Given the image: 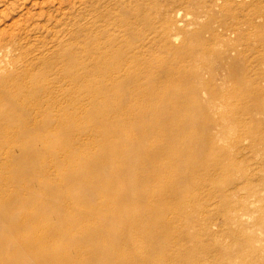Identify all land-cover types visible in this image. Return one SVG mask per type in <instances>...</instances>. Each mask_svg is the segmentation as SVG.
Wrapping results in <instances>:
<instances>
[{"label": "bare ground", "instance_id": "1", "mask_svg": "<svg viewBox=\"0 0 264 264\" xmlns=\"http://www.w3.org/2000/svg\"><path fill=\"white\" fill-rule=\"evenodd\" d=\"M104 1L60 8V20L33 17L0 46V264H172L157 222L167 196L180 200L182 223L206 233L222 218L226 237L255 250L264 223L249 221L264 205V177L257 175L264 137L250 130L256 116L214 104L204 124L180 110L197 111L193 103L207 87L224 101L240 100L236 83L250 70L241 63L245 51L227 48L217 54L224 61L216 70L191 71V43L207 45L210 23L180 41V27L193 24L165 20L156 0L157 28L144 8ZM172 95L185 104L173 105ZM179 128L197 130L193 150L179 147ZM185 160L194 162L190 172H181L178 189L169 188L167 174L180 172ZM187 185L203 186L215 201L201 221L191 213L196 194L182 190Z\"/></svg>", "mask_w": 264, "mask_h": 264}, {"label": "rangeland", "instance_id": "2", "mask_svg": "<svg viewBox=\"0 0 264 264\" xmlns=\"http://www.w3.org/2000/svg\"><path fill=\"white\" fill-rule=\"evenodd\" d=\"M79 1L0 0V46L6 45L9 39H12V35L23 33L24 28H28L37 19L46 22L48 17L51 16L53 19L57 18V20H60L61 13L59 9L61 8L63 11L68 10L71 5L78 6ZM107 1L109 0L104 1V5L122 3L124 0L122 2L121 0H110L108 3ZM156 1L159 7L163 9L162 16L165 20L170 22L184 20L185 24H193L192 30H188V26L180 27V41L184 39L191 40L193 29L199 27L200 24H211L213 34L211 36L206 35L207 45L202 46L200 43L191 40L195 58L192 66L189 67L191 71L216 70L224 61L217 54L221 56L227 48L235 46L245 51L246 56L241 63L244 67L249 65L248 68L250 69L248 70L249 78H246L240 84L236 83L239 96L242 97L240 100L232 99L224 101L220 97H214L215 95H213L211 88L207 87L200 92V99L193 103L194 107L199 108L196 109L197 111L187 109L189 112H186V109L182 110L180 109L181 107H177V109L181 110L182 116L195 121L196 119L199 121L201 118L205 121L204 124H207V117L212 116L214 104L223 105L222 108L219 107L223 111H227L231 107L234 108V106H239V108L242 107L257 118V126L250 129L251 132L256 137H264V0H188V3L185 4L180 3L179 0ZM126 5L132 12L138 7L144 8V12L146 11L145 13L149 17V26L157 28L160 25L162 18L151 8L153 5L152 1L126 0ZM230 8L233 9L234 14L227 15V9ZM189 9L192 11L191 14L187 13ZM44 12L45 14H43ZM179 12H181L180 17H178ZM248 15H253L252 23L247 21ZM54 24L55 22H51V25ZM9 42L12 43L13 41ZM258 71L262 72L260 79L255 78V72ZM187 84V82L182 83V90L186 88ZM214 84L222 86V82L220 81ZM225 84L229 85V82ZM170 101H172L173 105L177 104L178 106L186 102L183 101L182 95H172ZM229 105L231 106L229 107ZM178 132L180 135H183L177 137L179 138V147L193 150L196 139L195 132L197 130L194 128L191 130L179 128ZM207 136L208 133L204 130L202 133L203 139ZM192 161L196 162L194 158ZM193 163L185 160V167H182L183 169L180 172L176 171V169L169 172L165 178L167 186L171 189H178L177 181H179L178 178H180L181 172H185L186 170L185 173L190 172L188 167ZM192 175L200 178L204 177L201 172H195ZM257 175L264 177L263 168L260 171L257 170ZM104 176H109V173H104ZM165 183H159V187H164ZM190 186L187 185L182 190L191 197L196 194L193 197L196 202L194 205L196 206H193V211L190 208L187 211L190 209L192 214L194 212V218L201 221V219L213 212L215 201L211 198L209 199V194L206 190H203V186ZM184 189L186 190L184 191ZM148 196L152 197V192ZM204 203L207 205L204 206ZM180 205L179 199L167 196L163 201L160 221L157 220L158 224L162 226L159 232L160 236L166 237L170 241L169 245H163L164 251L171 254L172 259L173 257L175 258L174 260L170 259L171 262L168 261L169 263L174 261L172 264H225L226 262V264H264V223L259 226L257 234L259 242L257 247L255 250L250 251L241 247L235 239L225 236L224 231H222L224 230L222 218L218 219L219 228L212 226L211 230L206 233L202 231V227L196 225L188 226L186 223H182L183 221H179ZM257 208L258 211L249 219L250 223L256 222L259 218L264 221V205H259ZM142 210L145 213L151 212L150 209L144 207L140 211L142 212ZM182 232L189 233L193 238H183ZM124 234L126 237H134L137 241L135 232H126ZM130 247L122 246V249L128 250ZM229 255L233 256L229 258ZM217 258L218 261H216ZM229 259H232L231 262Z\"/></svg>", "mask_w": 264, "mask_h": 264}]
</instances>
